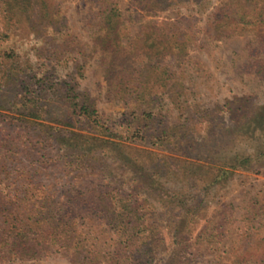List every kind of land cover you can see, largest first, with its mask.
Instances as JSON below:
<instances>
[{
	"label": "rangeland",
	"instance_id": "obj_1",
	"mask_svg": "<svg viewBox=\"0 0 264 264\" xmlns=\"http://www.w3.org/2000/svg\"><path fill=\"white\" fill-rule=\"evenodd\" d=\"M237 2L246 0H185L142 11L133 0H23L21 12L7 19L0 13V180L6 174L17 186L27 174L45 198L60 204L80 188L91 192L89 203L101 188L114 202L129 195L141 205L140 219L160 222L171 239L153 264L174 261L175 253L180 264H229L233 241L264 236V132L246 124L264 108V74L256 67L264 63V31L213 28L224 11L236 16ZM249 3L264 6V0ZM110 4L122 19L120 57L111 63L116 56L98 43ZM152 29L182 42L181 54L143 56L140 39ZM147 70L144 92L151 102L132 108V98L114 97L121 79L143 81ZM66 85L76 102L89 98L109 132L76 122ZM67 133L86 136L79 141L104 151L81 177L65 166L64 149L55 148ZM101 172L104 181L97 178ZM208 235L211 243L204 241ZM34 264L71 261L53 256Z\"/></svg>",
	"mask_w": 264,
	"mask_h": 264
},
{
	"label": "trees",
	"instance_id": "obj_2",
	"mask_svg": "<svg viewBox=\"0 0 264 264\" xmlns=\"http://www.w3.org/2000/svg\"><path fill=\"white\" fill-rule=\"evenodd\" d=\"M22 1L0 0L2 18H9L8 15L12 14L13 10L21 12ZM184 1L133 0V5L142 11H164ZM191 2L200 4V0H191ZM233 6L239 7L236 16L232 14L227 16L229 11H224L226 17H220L213 22L214 30L239 33L264 31V6L253 7L249 0L244 3H234ZM108 8L103 18L105 33L98 43L102 50L116 56L110 59L111 63L120 57L118 28L122 24V19L115 4H110ZM238 13H240L239 16ZM150 31L144 33L140 39L143 56L152 60L166 55L181 54L183 43L174 36L165 37V41H162L164 39L158 37L153 29ZM4 32L3 26V35ZM256 67L258 75L262 72L264 74V63L257 64ZM150 71L141 73L143 81L132 80L130 75L127 79H121L116 85L121 88L117 89L114 97L123 101L126 98H132L130 102L132 108L137 107L141 102L150 101V98H147L148 94L144 92L150 80ZM3 79V76H0V80ZM65 87L64 95L76 122L101 132H109L108 127L101 125L99 113L89 98L84 97L82 102H76L72 88L69 85ZM44 94V89L39 87L38 97ZM30 116L37 117L33 113ZM141 116L151 117L150 114ZM246 124H251L249 125L251 131L264 132V108L253 113ZM132 135L138 137L139 131H133ZM65 137L55 141V148L64 149L63 158L67 160L65 166H68L69 172L76 173L74 178L81 177L85 174L81 172L92 166L101 155H104V151L98 147H87L79 141L86 138L81 134L67 133ZM78 142L81 143L78 144ZM1 145L0 148H5L4 144ZM4 153L5 151L0 150V164L5 159ZM102 173L104 172H101L97 178L104 181L105 174ZM26 175L17 178V186L14 181L10 182L6 174L0 180V182H9L0 189V264H34L41 259L53 256L69 257L71 264H153L158 252L168 250L171 239L166 234V228L163 224L161 226L160 222L141 220L139 216L141 205L132 201L131 196L118 198L114 202L108 198L107 192H102L101 188L96 196L90 197V203H95L91 205L87 200L91 192L80 188L73 192L67 202L53 203L38 191L37 186L31 184L33 178L29 179ZM89 214L99 215L101 218L94 220L90 216L87 217ZM110 235L115 236V240ZM199 238L200 235L197 239ZM110 239H112L110 241L112 246H108ZM214 239L208 235L204 241L211 243ZM106 245L110 248L106 249ZM234 246L237 247L234 248ZM227 249L230 252L223 253L230 261L229 264H250L249 259H254L255 264L261 263L264 261L261 259L264 257V236L240 237L237 241H233L231 246H227ZM174 255L176 256L174 261L167 264H180L178 253Z\"/></svg>",
	"mask_w": 264,
	"mask_h": 264
}]
</instances>
